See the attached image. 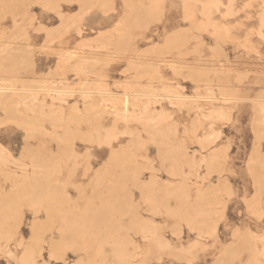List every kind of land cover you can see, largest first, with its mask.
Returning a JSON list of instances; mask_svg holds the SVG:
<instances>
[{"label":"rangeland","instance_id":"obj_1","mask_svg":"<svg viewBox=\"0 0 264 264\" xmlns=\"http://www.w3.org/2000/svg\"><path fill=\"white\" fill-rule=\"evenodd\" d=\"M0 85V264H264V0H0Z\"/></svg>","mask_w":264,"mask_h":264},{"label":"bare ground","instance_id":"obj_2","mask_svg":"<svg viewBox=\"0 0 264 264\" xmlns=\"http://www.w3.org/2000/svg\"><path fill=\"white\" fill-rule=\"evenodd\" d=\"M5 40H6V39H5ZM61 54H62V53H61ZM78 54H79V53H78ZM81 54H83V52H82ZM69 55H70V54H69ZM74 55H75V54H74ZM85 55H86V54H85ZM87 55H88V54H87ZM87 55H86V56H87ZM70 56H71V55H70ZM78 56H79V55H78ZM78 56H77V57H78ZM91 56H92V55H91ZM73 57H74V56H73ZM81 57H82V55H81ZM88 58H89V57H88ZM60 59H61V58H60ZM68 59H69V58H68ZM82 59H84V56H83ZM96 59H100V58H95V60H96ZM84 60H85V59H84ZM100 60H101V59H100ZM67 61H68V60H67ZM67 61H66V62H67ZM58 62H59V61H58ZM78 62H80V61H78ZM94 62H96V61H94ZM94 62H93V63H94ZM111 62H112V61H111ZM144 62H146V61H144ZM61 63L64 64L63 60L61 61ZM76 63H77V62H76ZM84 63H85V62H84ZM98 63H99V62H98ZM98 63H97V64H98ZM150 63H151V62H150ZM158 63H160V61H159ZM71 65H72V64H71ZM73 65H74V64H73ZM75 65H76V64H75ZM81 65H82V64H79L78 66L81 67ZM131 65H132V64H131ZM139 65H140V64H139ZM154 65H155V64H154ZM81 68H82V67H81ZM81 68H80V69H81ZM85 68H86V67H85ZM87 68H88V67H87ZM178 68H179V67H178ZM150 69H151V68H150ZM190 69H191V68H190ZM78 70H79V69H78ZM155 71H156V70H155ZM175 71H176V70H175ZM156 72H158V71H156ZM198 72H199V71H198ZM201 72H202V71H201ZM4 84H5V83H4ZM12 84H14V83H12ZM12 84H11V85H12ZM99 84H101V83H99ZM0 86H1V85H0ZM95 86H96V85H95ZM10 87H11V86H10ZM97 87H99V86H96V87H94V88H97ZM14 88H15V87H14ZM19 88H20V87H19ZM23 88H24V87H23ZM30 88H31V87H29V89H30ZM99 88L101 89V87H99ZM0 89H2V87H1ZM6 89H7V88H6ZM11 89H12V88H11ZM33 89H34V88H33ZM100 89H99V90H100ZM2 90H3V89H2ZM18 90H20V89H18ZM25 90H26V88H25ZM27 90H28V89H27ZM30 90L33 91L32 89H30ZM60 90H61V89H60ZM62 90H63L64 93H65V89H62ZM86 90H87V88H86ZM90 90H91V89H90ZM90 90H89V91H90ZM4 91H5V90H4ZM9 91H10V90H9ZM15 91H16V90H15ZM31 91H30V92H31ZM49 91H50V90H49ZM51 91H52V90H51ZM56 91H57V89H56ZM56 91H55V92H56ZM63 91H61V92H63ZM66 91H67V90H66ZM79 91H80V90H79ZM83 91H84V90H83ZM87 91H88V90H87ZM0 92H1V91H0ZM21 92H22V91H21ZM21 92H20V93H21ZM24 92H26V91H24ZM28 92H29V91H28ZM38 92H39V91H38ZM47 92H48V91H47ZM52 92H54V91H52ZM68 92H69V91H68ZM110 92H111V91H110ZM13 93H14V92H13ZM26 93H27V92H26ZM36 93H37V92H36ZM64 93H63V94H64ZM69 93H70V92H69ZM85 93H86V95H87V92H86V91H85ZM124 93H125V92H124ZM34 94H35V93H34ZM38 94H39V93H38ZM38 94H37V95H38ZM80 94H81V93H80ZM95 94H96V93H95ZM106 94H107V93H106ZM137 94H138V93H136V95H137ZM0 95H1V94H0ZM30 95H31V94H30ZM40 95H41V94H40ZM44 95H45V94H44ZM44 95H43V96H44ZM49 95H50V94H49ZM65 95H66V94H65ZM72 95H73V94H72ZM82 95H83V94H82ZM82 95H81V96H82ZM88 95H89V94H88ZM100 95H101V94H100ZM108 95H109V93H108ZM141 95H142V94H141ZM177 95H179V94H177ZM12 96H13V95H12ZM12 96H11V97H12ZM53 96H54V94H53ZM59 96H60V94H59ZM59 96H58V97H59ZM68 96H69V95H68ZM143 96H144V95H143ZM147 96H148V95H147ZM154 96H155V95H154ZM174 96H175V95H174ZM11 97H10V98H11ZM26 97H27V96H26ZM78 97H79V96H78ZM7 98H8V97H7ZM22 98H23V97H22ZM46 98H47V97H46ZM50 98H51V97H50ZM59 98H60V97H59ZM61 98H62V97H61ZM63 98H64V97H63ZM69 98H70V97H69ZM100 98H101V97H100ZM103 98H105V97H103ZM174 98H175V97H174ZM180 98H181V97H180ZM0 99H1V98H0ZM19 99H21V98H19ZM28 99H30V98H27V100H28ZM43 99H45V98H43ZM43 99H42V100H43ZM91 99H92V98H91ZM101 99H102V98H101ZM106 99H107V98H106ZM106 99H105V100H106ZM111 99H112V98H111ZM27 100H26V101H27ZM31 100H32V99H31ZM31 100H30V101H31ZM170 100H171V99H170ZM11 101H12V100H11ZM11 101H10V104H11ZM13 101H15V100L13 99ZM19 101H21V100H19ZM23 101H24V100H23ZM30 101H29V102H30ZM43 101H44V100H43ZM67 101H68V100H67ZM67 101H66V102H67ZM147 101H148V100H147ZM8 102H9V101H8ZM33 102H35V101H33ZM44 102H46V101H44ZM102 102H103V100H102ZM128 102H129L128 98H125V99H124V105L127 106ZM12 103H13V102H12ZM20 103H22V102H20ZM30 103H31V102H30ZM6 104H7V103H6ZM6 104H5V105H6ZM18 104H19V103H18ZM24 104H25V103H24ZM39 104H40V103H39ZM42 104H43V103H42ZM66 104H67V103H66ZM146 104H147V103H146ZM148 104H149V102H148ZM16 105H17V103H16ZM26 105H27V103H26ZM67 105H68V104H67ZM84 105H85V104H84ZM35 106H36V105H35ZM78 106H79V105H78ZM100 106H101V105L98 104L96 101H93V102L91 103V107L99 108ZM105 106L107 107L108 104H107V105L105 104ZM42 107H43V106H42ZM73 107H74V106H73ZM91 107H90V108H91ZM216 108H217V107H216ZM112 109H113V108H112ZM104 110H105V109H104ZM93 111H94V110H93ZM129 113L131 114V112H129ZM123 115H124V116H127V115H128V108H127V107L124 109ZM98 117H99V116H98ZM112 119H113V118H112ZM124 120H125V119H124ZM108 121H109V120H108ZM121 122H122V121H121ZM126 123H127V122H126ZM107 125H108V124H107ZM99 128H100V127H99ZM100 129H101V128H100ZM103 130H104V129H103ZM103 130H102V131H103ZM105 131H106V130H105ZM106 132H107V131H106ZM101 134H102V133H101ZM111 134H112V133H111ZM107 136H108V135H107ZM102 137H103V136H102ZM112 137H114V136H112ZM109 139H110V136H109ZM102 140H103V138H102Z\"/></svg>","mask_w":264,"mask_h":264}]
</instances>
